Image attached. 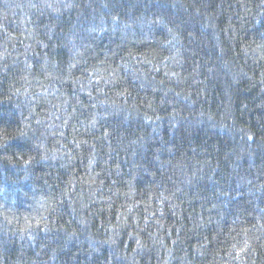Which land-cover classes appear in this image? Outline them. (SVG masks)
<instances>
[{"label": "trees", "instance_id": "16d2710c", "mask_svg": "<svg viewBox=\"0 0 264 264\" xmlns=\"http://www.w3.org/2000/svg\"><path fill=\"white\" fill-rule=\"evenodd\" d=\"M0 264H264V0H0Z\"/></svg>", "mask_w": 264, "mask_h": 264}, {"label": "snow or ice", "instance_id": "6c2138e0", "mask_svg": "<svg viewBox=\"0 0 264 264\" xmlns=\"http://www.w3.org/2000/svg\"><path fill=\"white\" fill-rule=\"evenodd\" d=\"M240 251H243V249H241Z\"/></svg>", "mask_w": 264, "mask_h": 264}]
</instances>
